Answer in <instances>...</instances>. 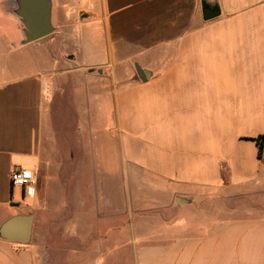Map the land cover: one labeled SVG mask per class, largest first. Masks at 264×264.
Instances as JSON below:
<instances>
[{"label":"crops","instance_id":"obj_1","mask_svg":"<svg viewBox=\"0 0 264 264\" xmlns=\"http://www.w3.org/2000/svg\"><path fill=\"white\" fill-rule=\"evenodd\" d=\"M203 1L51 0L54 33L25 45L0 0V229L34 218L0 264H264V0H209L210 21Z\"/></svg>","mask_w":264,"mask_h":264},{"label":"water","instance_id":"obj_2","mask_svg":"<svg viewBox=\"0 0 264 264\" xmlns=\"http://www.w3.org/2000/svg\"><path fill=\"white\" fill-rule=\"evenodd\" d=\"M20 8L17 12L26 39L25 45L38 42L54 33L51 24V0H19ZM204 21L213 20L221 15L217 3L209 0L202 2ZM141 81H147V75L137 68ZM34 218L31 215L18 216L8 220L0 229V237L12 243L28 244L32 236Z\"/></svg>","mask_w":264,"mask_h":264},{"label":"rangeland","instance_id":"obj_3","mask_svg":"<svg viewBox=\"0 0 264 264\" xmlns=\"http://www.w3.org/2000/svg\"><path fill=\"white\" fill-rule=\"evenodd\" d=\"M7 33V32H6ZM57 48H59V47H57ZM56 47L53 49V50H55L56 51V53H57V55L59 54V52H61L62 50H64V49H62V48H59V49H57ZM73 50H77L76 49V47H74L73 48ZM20 54V52H17V54H14V55H19ZM55 55V54H54ZM115 83V86L116 87H118V88H120L121 87V85H120V81H115L114 82ZM112 81H108L107 82V89L110 91L111 89H112V86H113V84H114ZM79 86V85H78ZM78 90H77V93H82L84 96H85V98H86V88H77ZM73 94L76 96V90L74 89L73 90ZM69 94H71V92L69 93ZM69 95V99H68V101H71V100H73V98H74V95ZM90 94H92L91 92H90ZM79 97H81L80 95H78ZM92 97H93V95L91 96V97H88V99L89 100H92ZM82 99H83V97H81ZM90 102H92V101H90ZM112 105H113V98L111 97V99H110V101L108 102V104H107V106H106V108L104 109V111L103 112H101V115H100V126H101V128H102V130H106L108 133L110 132L111 133V131H115V134L113 135L116 139H118V137H119V135H118V131H117V129H115V127H114V125H113V115L112 114H110V111L112 112V109L110 110V108H109V106L112 108ZM58 112H60V111H56V115L58 114ZM60 114V113H59ZM83 114H84V116L87 118L88 116H91L92 114H93V112H91V111H84L83 112ZM93 116V115H92ZM93 118V117H92ZM93 120V119H92ZM78 121L76 120V115H75V112L73 111V109H71V108H68V110L67 111H65V112H63V116H61V114L60 115H58V122L56 123L57 124V126H58V124H59V126L62 128V127H65V132H67V137L69 138L68 139V142H69V144L68 145H63V144H61L63 147V151H64V149H66V148H68V151H74L75 152V148L77 147V145L75 144V134H74V129H75V127H76V123H77ZM93 130V129H92ZM94 132H95V130H94ZM109 133V134H110ZM106 134V133H105ZM95 135V134H94ZM111 135V134H110ZM66 136V135H65ZM59 137H62L61 136V134H60V136ZM93 137V134H91V137L89 138V139H91ZM112 137V136H111ZM107 142H109V141H107ZM90 143H91V141H90ZM66 146V147H65ZM112 147H113V150L112 151H116V144H113L112 145ZM65 152V151H64ZM74 152H73V154H74ZM94 153L97 155L98 154V151H97V149L94 151Z\"/></svg>","mask_w":264,"mask_h":264},{"label":"built area","instance_id":"obj_4","mask_svg":"<svg viewBox=\"0 0 264 264\" xmlns=\"http://www.w3.org/2000/svg\"><path fill=\"white\" fill-rule=\"evenodd\" d=\"M11 184L13 187L23 188L29 193L36 186L37 180L32 171L15 169L11 174Z\"/></svg>","mask_w":264,"mask_h":264},{"label":"trees","instance_id":"obj_5","mask_svg":"<svg viewBox=\"0 0 264 264\" xmlns=\"http://www.w3.org/2000/svg\"><path fill=\"white\" fill-rule=\"evenodd\" d=\"M263 140H264V137H260L257 141H258V144H259V147H260V157L262 156V152H263V149H264V143H263Z\"/></svg>","mask_w":264,"mask_h":264}]
</instances>
